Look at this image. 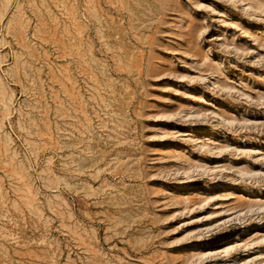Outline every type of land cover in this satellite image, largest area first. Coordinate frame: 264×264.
I'll use <instances>...</instances> for the list:
<instances>
[{
  "label": "rangeland",
  "instance_id": "1",
  "mask_svg": "<svg viewBox=\"0 0 264 264\" xmlns=\"http://www.w3.org/2000/svg\"><path fill=\"white\" fill-rule=\"evenodd\" d=\"M0 264H264V0H0Z\"/></svg>",
  "mask_w": 264,
  "mask_h": 264
},
{
  "label": "bare ground",
  "instance_id": "2",
  "mask_svg": "<svg viewBox=\"0 0 264 264\" xmlns=\"http://www.w3.org/2000/svg\"><path fill=\"white\" fill-rule=\"evenodd\" d=\"M10 102V101H9ZM6 106V105H5ZM7 107V106H6ZM8 111V110H7Z\"/></svg>",
  "mask_w": 264,
  "mask_h": 264
}]
</instances>
